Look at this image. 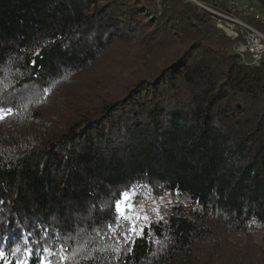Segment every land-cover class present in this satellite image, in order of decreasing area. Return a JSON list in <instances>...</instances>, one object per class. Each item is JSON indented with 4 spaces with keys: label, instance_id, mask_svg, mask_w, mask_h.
<instances>
[{
    "label": "trees",
    "instance_id": "16d2710c",
    "mask_svg": "<svg viewBox=\"0 0 264 264\" xmlns=\"http://www.w3.org/2000/svg\"><path fill=\"white\" fill-rule=\"evenodd\" d=\"M232 45L190 0H0V264H264V60ZM138 189L171 200L133 233Z\"/></svg>",
    "mask_w": 264,
    "mask_h": 264
},
{
    "label": "built area",
    "instance_id": "2783aa9c",
    "mask_svg": "<svg viewBox=\"0 0 264 264\" xmlns=\"http://www.w3.org/2000/svg\"><path fill=\"white\" fill-rule=\"evenodd\" d=\"M212 15L216 28L233 41L241 62L258 66L264 60V7L250 0H192Z\"/></svg>",
    "mask_w": 264,
    "mask_h": 264
},
{
    "label": "rangeland",
    "instance_id": "374dc122",
    "mask_svg": "<svg viewBox=\"0 0 264 264\" xmlns=\"http://www.w3.org/2000/svg\"><path fill=\"white\" fill-rule=\"evenodd\" d=\"M190 2L194 3L192 0ZM135 50L136 48L131 51L132 55L135 54ZM0 115H2V112H0ZM170 200L169 195L156 197L143 189L134 190L132 203L134 205L135 215L139 217V219L135 220L137 230L140 231L152 218L161 216Z\"/></svg>",
    "mask_w": 264,
    "mask_h": 264
},
{
    "label": "snow or ice",
    "instance_id": "6c2138e0",
    "mask_svg": "<svg viewBox=\"0 0 264 264\" xmlns=\"http://www.w3.org/2000/svg\"><path fill=\"white\" fill-rule=\"evenodd\" d=\"M3 118L4 117L0 115V119H3ZM120 195H121V198L115 202L117 218L120 221H127L131 223L132 227L129 229V231L135 233L136 231L135 230V220L139 219V217L135 215L134 205L132 203V196L134 195V190L123 192ZM45 252H48L49 255L52 254L49 249H45ZM2 256H3V253H0V257ZM41 264H51V261H49L47 257H45L44 260L41 262Z\"/></svg>",
    "mask_w": 264,
    "mask_h": 264
}]
</instances>
